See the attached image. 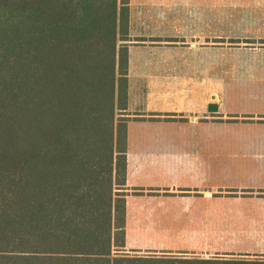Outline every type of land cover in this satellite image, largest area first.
I'll list each match as a JSON object with an SVG mask.
<instances>
[{"label": "trees", "instance_id": "trees-1", "mask_svg": "<svg viewBox=\"0 0 264 264\" xmlns=\"http://www.w3.org/2000/svg\"><path fill=\"white\" fill-rule=\"evenodd\" d=\"M129 0H0V264H264L125 245Z\"/></svg>", "mask_w": 264, "mask_h": 264}, {"label": "rangeland", "instance_id": "rangeland-1", "mask_svg": "<svg viewBox=\"0 0 264 264\" xmlns=\"http://www.w3.org/2000/svg\"><path fill=\"white\" fill-rule=\"evenodd\" d=\"M205 2L208 15H185L189 1L175 0L173 15L139 16V27L150 28L158 22L165 36L157 41L159 44L143 47L141 55L147 56L153 49L161 57L178 59L165 65L174 72L170 80L181 79L187 86L190 81L206 79L209 102L219 104L218 112L208 111L206 119L202 118L208 125L207 208L176 206L167 199L160 207L150 206L151 202L139 203V207L132 203L126 215L129 244L114 247L113 254L264 258L244 252L264 251V0ZM130 39L131 46L141 45L140 39ZM197 56L203 57L202 63L191 59ZM127 113V122L157 120ZM190 119L189 113L181 112L162 120L174 125L189 123ZM123 194L127 195L126 191ZM200 212L202 220L207 217L208 241L206 247L186 250L196 255L176 254L185 250L139 246V242L149 240L143 233L140 237L137 226L150 228L153 219L166 224L172 218L182 228L186 219L195 215L198 218ZM234 237L252 245L240 247L238 253L231 246Z\"/></svg>", "mask_w": 264, "mask_h": 264}, {"label": "crops", "instance_id": "crops-1", "mask_svg": "<svg viewBox=\"0 0 264 264\" xmlns=\"http://www.w3.org/2000/svg\"><path fill=\"white\" fill-rule=\"evenodd\" d=\"M188 1L189 5L184 8L185 15H208V8L203 6L206 0ZM174 6L175 0H129V36L136 38L135 40L140 39L141 45L128 47L127 112L135 114L136 118L151 117L157 120L127 122L125 186L127 195L124 197L126 215L127 208L132 203L139 207V203L151 202L150 206L160 207L165 199L175 202L176 206L207 208L208 125L204 120L209 103L217 105L216 112L219 110V104L209 102L206 79L199 82L190 81L187 86L181 79L170 80L171 73L174 72L165 65L176 63L178 59H166L153 49L147 56L140 54L143 47L148 49L150 45L159 44L157 41H161L160 38L164 39L165 36L162 35L164 29L158 22H155L156 26L150 28L139 27V16L173 15ZM135 42L139 44V41ZM202 58L197 56L191 59L196 63H202ZM148 81L150 86H147ZM215 96L217 94L211 95V99H215ZM181 112L189 113L192 118L189 123L170 125L162 120L171 114ZM198 216L186 219L182 228H178L175 219L172 218H168L166 224L153 219L150 228L137 226L136 230L138 233L141 232L140 237L144 234L149 240L139 242V246L147 248L150 246L149 249L185 250L176 254L196 255L186 250L206 247L208 241L207 217L202 220V212ZM126 228L125 245L128 246L130 235L129 227ZM240 241V238L234 237L231 244L238 253L241 252L240 247L252 245ZM244 252L264 255L262 250Z\"/></svg>", "mask_w": 264, "mask_h": 264}, {"label": "water", "instance_id": "water-1", "mask_svg": "<svg viewBox=\"0 0 264 264\" xmlns=\"http://www.w3.org/2000/svg\"><path fill=\"white\" fill-rule=\"evenodd\" d=\"M208 111L209 112H216L217 111V105L215 103H209L208 105Z\"/></svg>", "mask_w": 264, "mask_h": 264}]
</instances>
